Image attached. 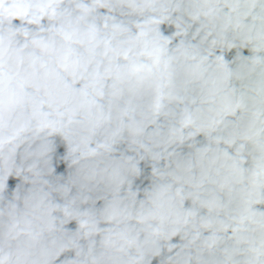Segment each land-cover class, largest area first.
Listing matches in <instances>:
<instances>
[{"label": "clouds", "instance_id": "1", "mask_svg": "<svg viewBox=\"0 0 264 264\" xmlns=\"http://www.w3.org/2000/svg\"><path fill=\"white\" fill-rule=\"evenodd\" d=\"M0 264H264V0H0Z\"/></svg>", "mask_w": 264, "mask_h": 264}]
</instances>
